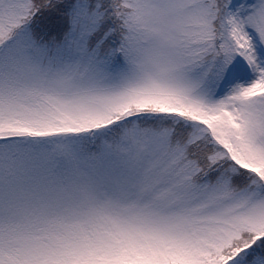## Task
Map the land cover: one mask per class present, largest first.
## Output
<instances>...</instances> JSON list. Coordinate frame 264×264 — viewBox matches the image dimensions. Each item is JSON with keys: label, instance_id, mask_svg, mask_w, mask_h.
<instances>
[{"label": "snow or ice", "instance_id": "6c2138e0", "mask_svg": "<svg viewBox=\"0 0 264 264\" xmlns=\"http://www.w3.org/2000/svg\"><path fill=\"white\" fill-rule=\"evenodd\" d=\"M0 264H264V0H0Z\"/></svg>", "mask_w": 264, "mask_h": 264}]
</instances>
